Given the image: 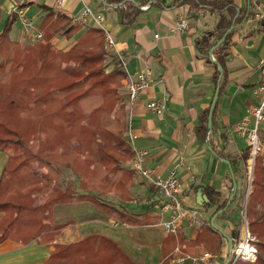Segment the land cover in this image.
Listing matches in <instances>:
<instances>
[{
    "label": "crops",
    "instance_id": "crops-1",
    "mask_svg": "<svg viewBox=\"0 0 264 264\" xmlns=\"http://www.w3.org/2000/svg\"><path fill=\"white\" fill-rule=\"evenodd\" d=\"M200 1L201 4L198 0H120L118 3L111 0H65L64 6L57 8L55 0H0L2 19L13 17L9 37L22 45L26 43L24 28L17 19L15 8L26 7L27 15L34 18L38 28L48 12L65 15L71 25H75L71 19L84 7L101 14L100 27L114 41V46L106 49V68L111 71L122 65L126 72L124 87L120 91L126 111L125 141L133 151L146 152L144 165L155 175L163 178L175 170L183 183L181 199L184 206L198 208L197 189L193 186L211 187L224 196L232 190L229 166L215 156L210 145L199 140L195 132L199 114L209 108L218 84L213 80L215 65L208 54L196 47V39L215 28L218 14L203 3L206 0ZM232 2L244 8L247 0ZM252 2L258 16L244 22L229 43L221 50L214 49L212 54L214 59L221 56L225 62V83L213 110L212 146L234 160L231 167L237 184L235 198L227 213L229 219L216 218L215 224L229 236L235 232L238 239L242 232L237 230L240 225L244 228L243 210L246 211L252 186H248L247 180L249 162L245 166L241 160L247 147L246 139L234 132L233 125L257 102L255 88L264 70V31L248 35L256 21L264 17V0ZM178 16L187 18L189 30L180 32L176 29ZM78 25L80 30L73 38L56 36L51 44L55 48L67 49L88 27L97 26L91 20ZM144 69L150 70L152 83L129 102L125 86L127 79ZM152 99H164L166 108L162 114L147 109L146 104ZM262 139L264 142V136ZM131 160L123 164L127 169H130ZM6 161V153L0 151V175ZM62 168L73 172L70 167ZM77 179L79 183L80 177ZM129 191L131 199L128 201L112 193L104 194L101 199L123 211L131 221L141 220L144 215L145 224L121 222L89 201L58 204L52 208L50 216L52 225L62 226L54 241L46 244L34 239L24 244L4 239L0 241V264H43L53 244L75 243L91 234L112 239L135 264H202L194 258L204 253L210 255L206 264H224L228 258L227 240L219 231L222 242L217 254L204 250L199 244L183 252L185 246H172L168 237L171 235L163 232V217L155 189L144 179L134 176ZM199 210L203 224L199 227L183 224L172 235L173 241L194 240L204 225H210L212 210ZM2 214L0 212V217Z\"/></svg>",
    "mask_w": 264,
    "mask_h": 264
},
{
    "label": "trees",
    "instance_id": "trees-1",
    "mask_svg": "<svg viewBox=\"0 0 264 264\" xmlns=\"http://www.w3.org/2000/svg\"><path fill=\"white\" fill-rule=\"evenodd\" d=\"M198 3L202 2L198 0ZM203 3L218 14L215 28L196 39L197 49L204 54L225 35L215 51L223 49L244 22L258 16L252 0H247L244 8L232 0ZM12 23L13 17L8 16L0 29V151L7 155L0 175V212L3 213L0 241L13 239L25 244L37 239L40 243H52L62 228L51 224L52 208L79 201L92 202L121 222L145 224L144 215L141 220L131 221L123 211L101 199L104 194L112 193L121 200H130L129 189L134 182L133 172L123 165L134 155L124 139L126 111L123 104H116L126 72L122 65L105 71L103 29L90 26L69 48L59 49L51 44L54 37L71 39L80 30L65 15L48 12L39 26L44 42L34 45L12 40L9 37ZM258 31H264V17L256 21L248 35ZM215 59L222 68L220 71L214 64L213 80L220 92L225 83V62L221 56ZM208 110L199 114L196 136L232 166L234 160L212 146L213 126L208 129ZM249 151L247 146L241 154L245 166ZM61 167H70L79 175V191L71 184L64 189L56 185ZM251 186L245 220L249 233L256 239L257 258L255 263L237 260L234 264H264V158L261 155L254 159ZM193 188L201 189L208 199L199 208L212 210L211 217L223 209L217 218H227L236 195L230 198L231 189L224 196L211 187ZM168 237L172 246L184 245L183 252L199 244L217 254L222 242L218 230L209 224L200 229L194 240L173 241L172 235ZM43 264L135 263L109 237L91 234L75 243L53 244Z\"/></svg>",
    "mask_w": 264,
    "mask_h": 264
},
{
    "label": "built area",
    "instance_id": "built-area-1",
    "mask_svg": "<svg viewBox=\"0 0 264 264\" xmlns=\"http://www.w3.org/2000/svg\"><path fill=\"white\" fill-rule=\"evenodd\" d=\"M65 0H55V6L62 8ZM17 19L24 28L25 39L30 43L44 42L43 32L37 27L34 18L27 15L26 7H18L14 9ZM91 20L98 27L102 16L95 13L91 8L84 7L81 9L78 16L71 19V23L78 25ZM101 28V27H100ZM176 29L184 32L190 29V24L187 18L178 16ZM157 37V35H155ZM114 46V41L109 34L104 36L105 49ZM152 83L151 72L149 69H144L135 77L127 79L126 91L129 102L134 101L139 93ZM257 95V102L250 108L248 113L243 116L238 122L233 125V130L238 135L244 137L247 141L249 151V179L248 186H251L253 178L254 159L256 156L264 152V142L261 137V132L264 131V70L260 81L255 88ZM148 110L162 114L166 108L164 99H152L147 102ZM134 137L131 136V139ZM130 141V140H129ZM146 152L144 150H135L130 163V170L133 175L147 181L154 189L156 200L158 201L160 215L163 217L161 225L163 232L166 235H175L183 224L192 227H199L203 224L201 212L198 207L184 206L181 194L183 191V183L173 170L166 177H159L154 172L144 165V157ZM249 192V191H248ZM246 193V198L248 195ZM244 215V236L236 240L233 238V249L228 264H234L237 260L254 263L257 258V246L255 244V237L248 231L247 224H245V209ZM210 257L208 253H204L199 257L194 258V261H199L206 264Z\"/></svg>",
    "mask_w": 264,
    "mask_h": 264
},
{
    "label": "water",
    "instance_id": "water-1",
    "mask_svg": "<svg viewBox=\"0 0 264 264\" xmlns=\"http://www.w3.org/2000/svg\"><path fill=\"white\" fill-rule=\"evenodd\" d=\"M231 30V28H229L225 34H227L229 31ZM225 39V35L223 37H221V39H219L215 45L209 50L208 52V56H209V59L210 61L217 65L218 69L220 71H222V68L221 66L219 65V63L216 61V59L213 58V51L214 49H216L222 42L223 40ZM218 94H219V85L217 84V86L215 87V90H214V94H213V97H212V100H211V103H210V106H209V111H208V117H207V126H208V129L211 128L212 126V113H213V110L215 108V105H216V102H217V99H218ZM212 136H210L211 138ZM209 149L211 150V152L216 156V154L212 151V148L209 146ZM221 159L222 161H224L228 166H229V170H230V175H231V179H232V192L230 194V198L233 197V195L235 194V191H236V188H237V184H236V180H235V177H234V173L232 171V167L230 165V161L227 160V159H224V158H219ZM208 199L207 197L202 193L201 189H197V192H196V204L201 206L204 202H207ZM230 201L228 200L227 204H229ZM223 211V209L221 210H218L217 213L213 214L212 217L210 218L209 220V223L211 225V227H213L214 229L218 230L224 237L225 239L227 240V251H228V258L225 260L224 264H228L229 263V260H230V257H231V252H232V249H233V237L232 236H229L227 235L226 233H224L222 230H220L216 224H215V219L217 218V216ZM246 224V223H245Z\"/></svg>",
    "mask_w": 264,
    "mask_h": 264
},
{
    "label": "rangeland",
    "instance_id": "rangeland-1",
    "mask_svg": "<svg viewBox=\"0 0 264 264\" xmlns=\"http://www.w3.org/2000/svg\"><path fill=\"white\" fill-rule=\"evenodd\" d=\"M3 23H4V18L2 19V21H1V23H0V29L2 28V26H3ZM28 41L26 40V43L24 42V44L25 45H34V44H36V43H30V42H28ZM39 43H41V42H39ZM38 44V43H37ZM53 46V45H52ZM54 47V46H53ZM105 48V47H104ZM106 50V49H105ZM107 54V53H106ZM105 60H106V57H105ZM105 60H104V64H105V71L106 72H109L110 70H108L107 68H106V63H105ZM112 71V70H111ZM124 80V79H123ZM123 80L121 81V87H120V89H119V93H120V91H122L123 90V87H124V83H123ZM118 106H120V104L122 105V103H121V95H120V99L117 101V103H116ZM263 136H264V131H262L261 132V137L263 138ZM245 146H247V141L245 140ZM261 156H263V158H264V152L261 154ZM60 170H61V174H60V178H59V180L56 182V185L59 187V188H61V189H64L65 187H67L68 185H72V186H74V189L75 190H78L79 191V183H78V179H77V177H79L78 175H76L75 173H71V171L69 170V168H60ZM68 174H70V176L68 175ZM249 179V172H248V175H247V180ZM239 211L241 212V216H242V207L240 206V209H239ZM244 211V210H243ZM238 223H239V225L241 224V218H240V216H239V219H238ZM236 226V225H235ZM218 227V226H217ZM219 228V227H218ZM220 230H222L223 232H224V230L223 229H221V228H219ZM235 230H237V229H235ZM237 231H241L242 232V236L241 237H243L244 236V228L242 229V225H240V227H239V230H237ZM225 233V232H224ZM235 239L236 240H238V238H236L235 237ZM240 239V238H239ZM255 263V262H254Z\"/></svg>",
    "mask_w": 264,
    "mask_h": 264
}]
</instances>
